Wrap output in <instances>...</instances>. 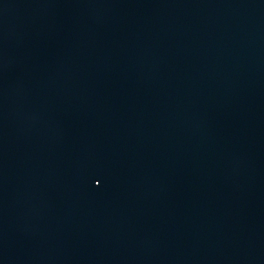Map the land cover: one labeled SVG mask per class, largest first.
<instances>
[{
	"label": "water",
	"instance_id": "water-1",
	"mask_svg": "<svg viewBox=\"0 0 264 264\" xmlns=\"http://www.w3.org/2000/svg\"><path fill=\"white\" fill-rule=\"evenodd\" d=\"M0 264H264V0H0Z\"/></svg>",
	"mask_w": 264,
	"mask_h": 264
}]
</instances>
